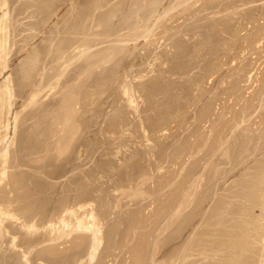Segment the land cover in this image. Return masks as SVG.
I'll list each match as a JSON object with an SVG mask.
<instances>
[{"label": "rangeland", "instance_id": "rangeland-1", "mask_svg": "<svg viewBox=\"0 0 264 264\" xmlns=\"http://www.w3.org/2000/svg\"><path fill=\"white\" fill-rule=\"evenodd\" d=\"M16 1L13 66L56 55L13 99L9 145L26 120L45 150L9 168L0 264H264V0Z\"/></svg>", "mask_w": 264, "mask_h": 264}, {"label": "bare ground", "instance_id": "bare-ground-1", "mask_svg": "<svg viewBox=\"0 0 264 264\" xmlns=\"http://www.w3.org/2000/svg\"><path fill=\"white\" fill-rule=\"evenodd\" d=\"M9 2H10V0H8ZM7 0H0V137L2 138V139H0V145H1V143H3L4 144V148L2 149V152L0 153V154H2V159H1V162H0V192L2 191V190H10L11 191V188H12V183H14L12 180H11V178L13 177V176H15V175H13V171H12V169H13V166H15V164H16V161L17 162H19V163H23V164H26V165H29L30 166V164L32 165L34 162H35V160H33L34 159V157L32 158V157H30V155L32 154V153H42L43 151H42V149L43 150H45L42 146H39L38 147V145L36 146H29V145H31L32 144V142H36V141H40V139H41V133H42V130H44V126L42 125V124H39L41 127H42V129L41 130H39V129H37V130H39V134H35V135H33V134H26V132H25V134L23 133V131H25V128L27 127V123L25 122V121H23V123H19L18 124V127L19 128H22L23 127V131H21L20 130V132L18 133V138H17V144H16V146H11V145H9V141L10 140H8V139H12V137H11V135H9V133L10 132H12V122L14 121V122H16V124L14 123V125H17V118H19V117H17V116H19V115H17L16 117H15V119L16 120H13L12 121V117H9V115H10V112L12 111V107H13V104L15 103L14 102V96L16 95H20V97L22 96V97H24L25 96V94L27 93V91L30 89V87H31V85H30V87H29V85H25V79H26V77H27V75H28V73L30 72V67L32 68V69H34V68H36L35 66H34V61H35V59H38V61H37V64L39 63L40 65H37V68L38 67H40L41 66V64L44 62V61H46L47 59H52L55 55H54V53H53V51H50V52H47L46 50H45V48H39L40 50H39V52H38V54L35 56L34 55V60L32 61V60H30V61H25L24 63L22 62V65H16V67L15 66H13V63H12V61H13V59H15L16 58V56L17 55H19V53L20 52H24L25 53V51L27 50H25V48L26 47H29V46H23V45H20V43H22V42H16L15 41V39H12V35H11V28H14V26L12 25V23H14L13 22V19H8V14H9V12H8V7L10 6V4H9V2H8ZM16 1V0H15ZM155 1V0H154ZM11 2H12V0H11ZM10 2V3H11ZM59 2H61V0L59 1V0H33V1H28V0H21V2H20V4H19V6L16 8V9H19V12L20 13H22V15H27L28 13H30L29 12V9L30 8H34V10H32V14L33 15H35V16H38V18L40 17V19L42 20L44 17L47 19V17L49 18L50 17V15H51V13L52 12H55L58 8H59V6H60V4H59ZM122 2V1H121ZM13 4H14V2H12ZM16 3H18V0L16 1ZM72 4V3H71ZM109 4V3H108ZM126 4V3H125ZM66 5V4H65ZM83 5V4H82ZM134 6H135V4H133ZM48 7V8H46V7ZM128 6V5H127ZM13 7H15L14 5H13ZM13 7H12V9H13ZM36 7V8H35ZM117 7V6H116ZM115 7V8H116ZM61 8V7H60ZM10 9V8H9ZM134 9V8H133ZM31 10V9H30ZM117 10V9H116ZM119 10V9H118ZM132 10V9H131ZM135 10V9H134ZM10 11V10H9ZM17 11V10H16ZM52 11V12H51ZM92 11V10H91ZM133 11V10H132ZM135 12V11H134ZM16 13V12H15ZM63 13V12H62ZM96 13V12H95ZM133 13V12H132ZM31 14V15H32ZM111 14V13H110ZM12 15V14H11ZM18 15V17L19 16H22V15H19V14H17ZM136 15V14H135ZM10 16V15H9ZM13 16V15H12ZM28 16H29V14H28ZM34 16V17H35ZM18 17H16V18H18ZM73 17V16H72ZM115 17H117V16H115ZM15 18V19H16ZM27 18V17H26ZM28 18H30V17H28ZM28 18H27V20H28ZM87 18V17H86ZM14 19V20H15ZM20 19V18H19ZM56 19V18H55ZM17 20V19H16ZM26 20V19H25ZM32 20V19H31ZM38 20V19H37ZM36 20V21H37ZM19 21V20H18ZM22 20L20 19V22H21ZM67 21V20H66ZM110 21V20H109ZM27 22V21H26ZM30 22V21H29ZM28 22V23H29ZM111 22V21H110ZM32 23H33V21H32ZM34 23H36L37 24V22H34ZM41 23H43L42 21H41ZM92 23V22H91ZM18 24V23H17ZM22 24V23H21ZM60 24V23H59ZM63 24H65V23H63ZM73 24V23H72ZM11 25L13 26V27H11ZM15 25V24H14ZM24 25H26V23H24V24H22V26L19 28L18 26V28L21 30V31H24L25 29H24ZM34 25V24H33ZM37 25H39V23L37 24ZM41 25V24H40ZM95 25V24H94ZM32 26V25H31ZM35 26V25H34ZM33 26V27H34ZM47 26V25H46ZM56 26V25H55ZM72 26V25H71ZM35 27H37V26H35ZM39 27V26H38ZM37 27V28H38ZM41 27V26H40ZM43 27V26H42ZM60 27V26H59ZM59 27H55L54 28V35H55V40L56 39H58V35L60 34L59 33V30H61V29H59ZM63 27V26H62ZM111 27V26H110ZM17 28V29H18ZM32 28V27H31ZM45 28V27H44ZM47 28V27H46ZM107 28V27H106ZM17 29H15V30H17ZM27 29V28H26ZM48 29V28H47ZM14 30V29H13ZM14 30V31H15ZM28 30V29H27ZM38 31H39V29H37ZM91 30V29H90ZM13 31V32H14ZM88 31V30H87ZM17 32V31H16ZM25 32V31H24ZM27 32V31H26ZM34 32V31H33ZM37 32V31H36ZM41 32H42V29H41ZM40 32V33H41ZM135 32H137V30L135 31ZM48 33V32H47ZM130 33V32H129ZM138 33V32H137ZM14 34H16L15 32H14ZM87 34V33H86ZM112 34V33H111ZM132 34V33H131ZM27 35V34H26ZM28 35H30V34H28ZM44 35V34H43ZM40 36H42V33H41V35ZM40 36H39V38H40ZM49 36V35H48ZM61 36V35H60ZM88 36V35H87ZM94 36V35H93ZM92 36V37H93ZM14 37V36H13ZM27 37L28 36H24L23 37V40L22 41H24V40H26L27 39ZM96 37V36H95ZM101 37V36H100ZM110 37V36H109ZM137 37V36H136ZM22 38V37H21ZM38 38V39H39ZM42 38V37H41ZM123 38V37H122ZM129 38V37H128ZM43 39V38H42ZM47 40H50V38L48 37V38H46ZM138 39V38H137ZM47 40L46 41H44V42H46L47 43ZM53 40V39H52ZM60 40V39H59ZM115 40V39H114ZM125 40V39H124ZM20 41H21V39H20ZM29 41H31V40H29ZM71 41V40H70ZM126 41V40H125ZM124 41V42H125ZM54 42V41H53ZM52 42V43H53ZM119 42V41H118ZM126 42H128V41H126ZM136 42V41H135ZM45 43V44H46ZM51 43V42H50ZM57 43H58V41H57ZM29 44V43H28ZM43 44V43H42ZM60 45H61V43H59ZM60 45H58V46H60ZM99 45V44H98ZM65 46V45H64ZM15 47H17V48H15ZM47 47H50L49 45L47 46ZM56 48V47H55ZM61 48V47H60ZM82 48V47H81ZM84 48V47H83ZM29 49V48H28ZM31 49V48H30ZM57 49H59V48H57ZM76 49V48H75ZM125 49H127V47L125 48ZM25 50V51H24ZM38 50V49H37ZM60 50V49H59ZM128 50V49H127ZM32 51V50H31ZM125 51V50H124ZM129 51V50H128ZM127 51V52H128ZM29 52V51H28ZM55 52H57V50H55ZM118 52V51H117ZM23 53V54H24ZM30 53V52H29ZM37 53V52H36ZM61 53V52H60ZM59 53V54H60ZM67 53V52H66ZM73 53V52H72ZM114 53V52H113ZM26 54V53H25ZM34 54V53H33ZM57 54H58V52H57ZM65 54V53H64ZM22 55V54H21ZM62 55V54H61ZM76 55V54H75ZM129 56V55H128ZM33 57V56H32ZM69 57V56H68ZM111 57V56H110ZM18 58V57H17ZM65 58V57H64ZM104 58V57H103ZM29 59V58H28ZM31 59V58H30ZM32 61V62H31ZM120 65V64H119ZM46 66V65H45ZM49 66V65H48ZM57 66V65H56ZM115 66V65H114ZM43 68L44 67H42L41 69L43 70ZM47 68V67H46ZM55 68V66L54 67H52V69H54ZM57 68V67H56ZM88 68V67H87ZM94 69V68H93ZM38 70V69H37ZM41 70H39V72H40ZM44 71V70H43ZM52 71V70H51ZM35 72V71H34ZM37 73L38 74V76H39V74H41V73ZM31 73H33V72H31ZM46 73V72H45ZM10 75V76H9ZM33 75V74H32ZM43 76H45V75H43ZM49 76V74H47L44 78L45 79H48L47 77ZM59 77V76H58ZM32 78H33V76H32ZM31 78V79H32ZM80 78V77H79ZM79 78H78V80H79ZM31 79H27V80H31ZM33 79H35V78H33ZM33 79H32V81H33ZM26 80V81H27ZM35 80H37V79H35ZM40 81V80H39ZM101 81V80H100ZM34 82V81H33ZM50 83V82H49ZM33 85V84H32ZM105 87V86H104ZM39 88V87H38ZM68 91V90H67ZM29 92V91H28ZM37 92V91H36ZM18 95V96H19ZM52 95V94H51ZM36 96V95H35ZM57 96V95H56ZM81 96V95H80ZM40 97V96H39ZM85 97V96H84ZM83 97V98H84ZM21 99H19V101H20ZM17 103V102H16ZM58 104V103H57ZM79 105V104H78ZM23 106V105H22ZM24 106H25V104H24ZM86 107V106H85ZM81 109V108H80ZM39 110V108L37 109V111ZM17 113H18V111H17ZM17 113H15V114H17ZM28 113V112H27ZM86 113V112H85ZM100 113V112H99ZM33 114V113H32ZM32 114H30L29 113V115H32ZM71 114V113H70ZM11 116V115H10ZM13 116V115H12ZM59 116V115H58ZM54 118V117H53ZM29 119V118H28ZM27 119V120H28ZM61 120V119H60ZM12 121V122H11ZM32 121V120H31ZM66 121V120H65ZM29 122V121H28ZM70 122V121H69ZM90 122V121H89ZM47 123V122H46ZM13 125V126H14ZM66 125V124H65ZM73 125V124H72ZM29 126V125H28ZM16 127V129H17V126H15ZM14 127V128H15ZM72 127V126H71ZM1 128L4 130V132H1ZM15 129V130H16ZM27 129V128H26ZM29 129V128H28ZM28 129L26 130V131H28ZM15 130H14V133H15ZM62 130H63V128H62ZM10 131V132H9ZM64 131V130H63ZM3 134V136H2V134ZM78 133V132H77ZM11 134V133H10ZM44 134V133H43ZM56 134V133H55ZM58 135V134H57ZM50 136V135H49ZM65 136V135H64ZM34 137H35V139H34ZM56 137V136H55ZM74 136H72V138H73ZM6 138H7V141H5L6 140ZM30 139V140H29ZM77 139V138H76ZM43 139H41V141H42ZM28 141H29V145H28ZM48 141V140H47ZM72 141V140H71ZM5 142H7V143H5ZM62 142V141H61ZM68 142H70V141H68ZM39 143V142H38ZM41 143V142H40ZM57 145V144H56ZM58 146V145H57ZM64 146V145H63ZM74 146V145H73ZM34 147V148H33ZM56 147V146H55ZM59 148V147H58ZM67 148V147H66ZM65 148V149H66ZM69 148V147H68ZM71 148V147H70ZM34 149V152H32V150ZM47 149V148H46ZM61 149V148H60ZM67 150V149H66ZM1 151V150H0ZM65 151V150H64ZM22 152V153H21ZM58 152V151H57ZM23 153H24V155H23ZM44 153V152H43ZM62 153H64V152H62ZM30 154V155H29ZM38 155V154H37ZM70 155V154H69ZM69 155H68V157H69ZM72 156H73V153L71 154ZM42 156V155H41ZM61 157V156H60ZM37 159L39 158L40 159V157H36ZM54 158V157H53ZM59 158V157H58ZM58 160V159H57ZM56 160V161H57ZM41 161V160H40ZM52 161V160H51ZM45 162V161H44ZM74 162V161H73ZM36 163V162H35ZM12 167V169H11V171H9V168H11ZM27 167V166H26ZM34 167V166H33ZM31 168V167H30ZM33 172V171H32ZM49 172V171H48ZM51 172V171H50ZM16 173V172H15ZM18 173V172H17ZM262 175V174H261ZM31 176V175H30ZM37 176H39V175H37ZM34 177V176H33ZM32 177V178H33ZM253 178V177H252ZM255 178V177H254ZM260 178V177H259ZM258 178V179H259ZM12 179H14V177L12 178ZM30 179V178H29ZM23 180H25V179H23ZM253 180V179H252ZM255 180V179H254ZM12 181V182H11ZM2 182H4V184L2 185ZM260 182V181H259ZM249 183H250V181H249ZM26 184V183H25ZM41 184V183H40ZM261 184H263V183H261ZM20 185V184H19ZM255 185V184H254ZM256 186V185H255ZM261 187V186H260ZM24 188H25V186H24ZM238 188V187H237ZM20 190V189H19ZM260 190V189H259ZM22 191V190H21ZM36 191V190H35ZM11 193V192H10ZM262 195V194H261ZM3 196H5V195H3ZM254 197V196H253ZM7 198V197H6ZM14 198V197H13ZM264 198V197H263ZM235 199V198H234ZM248 199V198H247ZM262 200V199H261ZM1 201V200H0ZM15 201V200H14ZM2 202V201H1ZM10 202H11V200H10ZM248 202V201H247ZM260 202V201H259ZM9 203V202H8ZM255 203V202H254ZM1 204V203H0ZM260 204V203H259ZM10 205V204H9ZM258 205V204H257ZM0 206H2V205H0ZM263 206V205H262ZM7 207V206H6ZM9 207V206H8ZM246 207V206H245ZM3 211H5V210H3ZM13 211V210H12ZM239 213V212H238ZM246 213V212H245ZM15 214V213H14ZM17 214V213H16ZM248 214V213H247ZM251 215V214H250ZM6 216V215H5ZM12 216H14L15 217V215H12ZM16 216H18V215H16ZM94 216V215H93ZM25 217V216H24ZM23 217V218H24ZM247 217H249V215L247 216ZM13 218V217H12ZM94 218V217H93ZM222 218V217H221ZM243 218V217H242ZM245 218V217H244ZM1 219V218H0ZM20 219H22V218H20ZM82 220V219H81ZM81 220H80V222H81ZM84 220V219H83ZM87 222V221H86ZM243 222V221H242ZM247 222V221H246ZM250 223V222H249ZM68 224V223H67ZM248 224V223H247ZM31 225V224H30ZM217 225H218V223H217ZM245 225V224H244ZM34 226V225H33ZM90 226V225H89ZM80 229V228H79ZM257 229V228H256ZM89 230V229H88ZM239 230V229H238ZM242 231V230H241ZM94 234V233H93ZM256 234V233H255ZM96 235V234H95ZM92 236V235H91ZM247 237H248V235H247ZM15 238V237H14ZM95 239V241H93V242H95V246L97 245L96 243H98L99 241H101L100 239H98V237L97 236H95L94 237ZM254 239V238H253ZM232 241V240H231ZM211 245V244H210ZM201 246V245H200ZM97 247V246H96ZM199 247V246H198ZM230 247V246H229ZM99 248V247H98ZM96 249V248H95ZM229 249V248H228ZM240 251V250H239ZM178 252V251H177ZM208 252V251H207ZM223 253V252H222ZM231 253V252H230ZM243 253H245V252H243ZM248 253V252H247ZM196 255V254H195ZM243 255V254H242ZM95 256V254H93L92 253V255H91V257L93 258ZM185 256V255H184ZM255 257V256H254ZM240 258V257H239ZM251 258V257H250ZM234 260V259H233ZM255 260V259H254ZM230 261V260H229ZM207 263V262H206ZM197 264H199V263H197ZM255 264V263H254Z\"/></svg>", "mask_w": 264, "mask_h": 264}]
</instances>
